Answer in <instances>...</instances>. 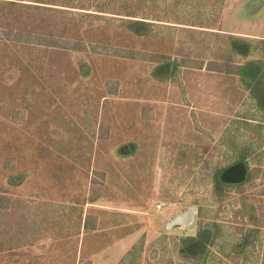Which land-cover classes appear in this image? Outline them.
<instances>
[{
	"label": "rangeland",
	"instance_id": "374dc122",
	"mask_svg": "<svg viewBox=\"0 0 264 264\" xmlns=\"http://www.w3.org/2000/svg\"><path fill=\"white\" fill-rule=\"evenodd\" d=\"M8 1L0 264H264V0ZM125 8L149 35L123 30ZM160 54L176 68L158 81ZM246 169L259 178L240 194ZM205 229L202 256L182 255Z\"/></svg>",
	"mask_w": 264,
	"mask_h": 264
},
{
	"label": "trees",
	"instance_id": "16d2710c",
	"mask_svg": "<svg viewBox=\"0 0 264 264\" xmlns=\"http://www.w3.org/2000/svg\"><path fill=\"white\" fill-rule=\"evenodd\" d=\"M105 0H95V7L94 9H99V7L103 4ZM16 0H9L6 3H9L10 5H14ZM33 10H40L45 8H38V6H35L32 8ZM55 12V11H54ZM57 12V11H56ZM95 13H100V11L96 10ZM61 13V12H59ZM92 17H90L89 20H87V26H95L96 24L100 23L101 21L98 20V17H101L96 14H89ZM119 17H132L128 16L126 12V8L122 9L118 12ZM133 20H127L122 19L120 21V26L125 30L128 34L134 36V37H145L151 33V23L147 22L146 18H138V17H132ZM230 48L233 52H235L237 55L240 56H246L249 51V46L245 44L242 41L239 40H231L230 42ZM156 61H152L155 63V66L152 69L151 76L155 80H165L168 79V77L173 73L174 69L176 68V65L173 62H170L169 58H166L163 55H158L156 58H154ZM226 64V63H225ZM175 65V66H174ZM222 66V67H221ZM240 67V68H238ZM236 68V71L238 70V73H242L243 76H245L248 80L255 81L257 76L259 75L260 69L257 66H238ZM213 70H218L219 72H224L227 74H233L237 73L233 70H226V65H219L214 64L212 67ZM225 69V70H224ZM212 70V71H213ZM222 172H220L221 174ZM220 174L216 175L215 177V183L217 184V190L221 191V187H226L228 190H230L231 185L224 183L220 179ZM259 178V169L248 171L246 169L245 177L241 183H238L237 185V193L242 194L246 188L252 187L254 182ZM83 227L86 229L94 230L95 226L94 223H92L89 220V217H85V220L83 222ZM210 239V231L209 230H202L197 234L196 237L192 238H186L182 242V246L179 249V252L182 255L189 254L191 257L196 258L202 256L204 250L206 249V245L208 244Z\"/></svg>",
	"mask_w": 264,
	"mask_h": 264
},
{
	"label": "water",
	"instance_id": "95a60500",
	"mask_svg": "<svg viewBox=\"0 0 264 264\" xmlns=\"http://www.w3.org/2000/svg\"><path fill=\"white\" fill-rule=\"evenodd\" d=\"M193 221V212L191 210L186 211L185 213L181 214L180 216L175 217L172 219L167 225L166 229L181 226L185 224H189Z\"/></svg>",
	"mask_w": 264,
	"mask_h": 264
}]
</instances>
